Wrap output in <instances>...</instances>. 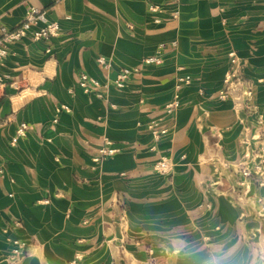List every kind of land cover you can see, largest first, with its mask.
Wrapping results in <instances>:
<instances>
[{"label":"crops","instance_id":"obj_1","mask_svg":"<svg viewBox=\"0 0 264 264\" xmlns=\"http://www.w3.org/2000/svg\"><path fill=\"white\" fill-rule=\"evenodd\" d=\"M30 6L60 34L13 42L0 63V264H264V0H0V26ZM229 52L242 83L220 99ZM122 67L138 70L118 90ZM152 120L168 131L155 150ZM104 138L118 151L96 164ZM160 155L169 174L152 168Z\"/></svg>","mask_w":264,"mask_h":264},{"label":"built area","instance_id":"obj_2","mask_svg":"<svg viewBox=\"0 0 264 264\" xmlns=\"http://www.w3.org/2000/svg\"><path fill=\"white\" fill-rule=\"evenodd\" d=\"M151 10L155 9V6H150ZM60 34V27L57 22L50 21L47 18V12L45 9L30 6L24 18L21 22L13 28H8L6 26H0V63L4 60L8 54V47L11 43L22 40L25 37H29L32 40H49L50 38L56 37ZM172 45H175V42H171ZM164 46L163 43L158 45L159 48ZM229 64L226 69L223 80L222 87L218 91V98L226 99L230 95V91L234 88L241 85L242 80L237 72V58L234 52L228 53ZM97 63L106 68L108 62L103 57H98L96 59ZM161 58L159 55H150L142 59L143 64H159ZM137 68H128L122 67L119 69L115 79L112 81V85L116 89H121L127 83L131 73L136 72ZM3 76H0V81ZM190 76L183 75L178 76L174 82L173 87V99L170 103L165 106L167 112H172L176 110L179 106V90L182 85L189 83ZM78 85L85 93L92 92L98 98H105V94L102 90V85L100 82L87 74H80L78 77ZM246 98L244 100V106L248 105V97L250 91H245ZM61 110H67L66 106H60L55 109L56 113H59ZM56 121V118L54 119ZM150 136L153 140V144L149 147L150 150H155L156 143L160 141L164 136L167 135V129L164 126H161L159 121L152 120L147 124ZM27 125L21 123L15 131L14 136L10 140V144L14 145L18 139L25 135ZM118 151V148L112 145V142L104 138L102 145L98 148L96 155L92 158L94 163H99L104 158L115 154ZM153 170L158 174H169L172 168V164L167 156L160 155L152 164ZM260 171V165L255 164L252 169L242 168L238 171L237 185L243 187L248 181L255 177V175ZM1 172V170H0ZM259 185L264 186L263 182H259ZM47 200H44L46 202ZM19 221H14L15 226H19ZM13 251L19 252L25 247V242L23 241H13ZM74 263V262H73Z\"/></svg>","mask_w":264,"mask_h":264},{"label":"clouds","instance_id":"obj_3","mask_svg":"<svg viewBox=\"0 0 264 264\" xmlns=\"http://www.w3.org/2000/svg\"><path fill=\"white\" fill-rule=\"evenodd\" d=\"M228 255L230 254L213 252V253H210L206 259L199 261V264H228V261L226 260V257ZM261 257L262 259H264V249H262ZM194 264H196L195 261H194ZM252 264H256V261L253 260Z\"/></svg>","mask_w":264,"mask_h":264}]
</instances>
